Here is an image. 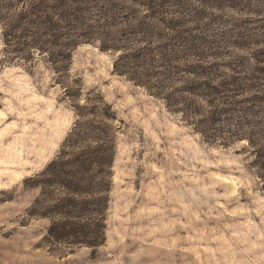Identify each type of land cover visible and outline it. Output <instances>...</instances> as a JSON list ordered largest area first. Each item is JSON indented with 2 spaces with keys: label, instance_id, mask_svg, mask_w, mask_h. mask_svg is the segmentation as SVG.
<instances>
[{
  "label": "rangeland",
  "instance_id": "374dc122",
  "mask_svg": "<svg viewBox=\"0 0 264 264\" xmlns=\"http://www.w3.org/2000/svg\"><path fill=\"white\" fill-rule=\"evenodd\" d=\"M241 9L213 16L217 27L241 19L251 30L235 50L239 70L264 59V0ZM28 40L6 44L0 19V264H264V81L238 95L228 85L227 112L202 122L204 91L182 74L156 82L176 86L171 103L117 72V51L97 37ZM98 145H113L99 167L105 207L96 191L44 173L63 150ZM99 217L95 245L50 233L63 218Z\"/></svg>",
  "mask_w": 264,
  "mask_h": 264
},
{
  "label": "trees",
  "instance_id": "16d2710c",
  "mask_svg": "<svg viewBox=\"0 0 264 264\" xmlns=\"http://www.w3.org/2000/svg\"><path fill=\"white\" fill-rule=\"evenodd\" d=\"M254 2L262 0H0V19L9 45H31L28 39H33L41 47L47 43L68 46L97 37L103 48L117 51V72L165 95L171 103L176 86H159L156 82L184 75L190 87L204 91L196 94L210 107L200 112L203 122L217 112H227L228 85L236 87L238 95L243 85L264 81V59L252 57V62L239 70L233 58L235 50L250 45L251 30L240 23L241 19L233 20L229 27H217L213 17L216 11L241 9ZM123 19L129 23H125L128 28L124 26L116 35L115 29ZM131 37L135 38L129 42ZM111 146L104 151L102 145L63 150L44 173L61 176L75 190L96 191L100 207H105L107 180L100 176L103 169L99 167L111 162ZM95 165L99 173L94 172ZM89 197L82 199L81 207L89 208ZM80 201L70 198L67 203ZM95 219L74 222L63 218L52 224L50 233L66 241L95 245L105 236L103 219Z\"/></svg>",
  "mask_w": 264,
  "mask_h": 264
}]
</instances>
